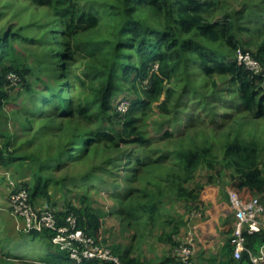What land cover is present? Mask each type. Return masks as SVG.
Wrapping results in <instances>:
<instances>
[{"label":"trees","instance_id":"16d2710c","mask_svg":"<svg viewBox=\"0 0 264 264\" xmlns=\"http://www.w3.org/2000/svg\"><path fill=\"white\" fill-rule=\"evenodd\" d=\"M22 1L43 10L46 19L31 21L24 25L37 29L41 34L40 37H30L20 28L14 30V26L10 24L5 25L0 31V111L9 100L8 89L15 75L20 80L24 99V107L18 114L27 121L30 117L41 119L49 115L51 122L55 121V118H63L68 123L74 119V123L77 125L80 123L79 130L77 126L71 128L73 135L61 150L37 161L38 167L33 171L28 183L12 185L11 193L26 189L30 203L33 198L46 200L49 197L48 188L56 182L49 175V169L66 168L79 159L87 157L91 148L109 150L110 157L92 167L83 177L62 178L57 180L56 185H62L64 181L81 182L96 178L102 182V185L109 187L116 184L117 180L108 182L102 175L128 181L133 180L137 168V170L145 169L152 164H160L159 162L166 157L164 153L167 149L160 151L163 155L153 157L150 146L158 139L163 141L172 138L173 133L166 128L161 135L145 136L137 127V111L149 108L153 101H157L164 94V99L159 104L162 111L168 112L172 107L174 112L172 119H178L183 124L188 118L194 122L196 118L187 109L185 99L189 94H200V91L190 83L189 79L185 80L189 75H193L194 69L192 71L189 69L195 66L200 76L211 79V87L214 89L209 96L210 99L214 98V104L221 100L214 76H229L230 83L234 85L237 102H232L234 105L226 102V109H232L234 114L245 112L252 118L264 116V92L258 85L264 81V40L254 52L239 46L241 44L235 33L238 14L247 10L264 11V0H254L256 5L253 4L252 7H247L251 0H245L240 11L237 10L233 14L226 13L219 18H211L209 10L216 3L213 0ZM3 14L0 12V17L3 18ZM148 18H153L152 22L148 21ZM236 29L242 30L240 26ZM256 32L257 37L264 36V31L256 29ZM57 36L63 38L62 44H55L54 38ZM24 38L29 39L28 43L36 44L40 48L50 43V47L46 50L48 56L38 58L37 63L31 66L19 42ZM206 42L219 43L229 51L236 52L237 49L249 51L260 63L261 72L255 73L246 69L238 64L236 57L227 61L225 59L227 52ZM59 49H65L66 58L71 61V66L63 70L62 75L63 78L67 76L70 80L68 92L60 91L64 87L62 77L60 78L53 66L54 56ZM79 59L85 60L83 72L80 74L72 67L73 62L76 66ZM29 74H32L30 80L27 77ZM175 76H180L185 81L177 95L174 88L165 89V83ZM124 85L137 96L132 98L131 94L124 91ZM87 87L90 92L84 99L78 100L72 94L73 90L80 88L86 90ZM140 91L144 96L138 94ZM117 97L126 102L125 110L116 108L117 104H114V100ZM42 101L44 104L40 105ZM203 103L207 104L205 100ZM41 112L43 115L39 116ZM215 125L218 130L224 126L220 123ZM215 148L216 143L213 140L204 138L201 141L191 139L188 146L182 145L173 149L176 170L167 173L165 182L168 183L167 189L174 193L178 201H183L185 205L188 203L187 207H193V210L200 212L201 199L206 197L211 199L216 196L214 178L219 177L220 174V170L216 169L218 163H223L224 167L230 169L226 177L227 186L242 201H248L255 196H264V175L259 163L258 145L254 140H247L239 135H235L232 139L228 137L220 145L221 157L216 155ZM0 149L2 166H7L15 159L24 158L15 153H8V142L3 149ZM134 149L140 152L131 161L136 167L130 165L131 163H125ZM28 158L36 161L32 155ZM122 165L123 169L118 175L116 170ZM127 165L130 170L126 169ZM200 166L211 170V174L207 177L208 185L190 187L189 183ZM135 191L136 189L131 187L117 185V189L111 193L118 194L124 201L118 203L115 210L120 223L124 226L132 225L141 222L140 220L147 216L149 222L153 224L160 219L159 200L144 190L143 195L147 196L146 203L126 205L125 201L131 198ZM76 201L78 205H71L65 210L54 213L56 225H65L67 217H73L75 228L82 230L95 244L102 245L106 240H100V232L107 213L94 207L86 193L78 194ZM191 212L188 214V219ZM177 221L178 219L175 220L170 213L167 214L163 218L160 235V239L167 241L178 235L176 246L184 243L187 236L186 233L184 236L178 234ZM172 222L174 224L171 226ZM232 227L233 224L228 221L223 224L222 229L226 233H231ZM24 234L42 237L45 240L48 245L46 252L48 258L39 260L43 264H107L106 261L98 259L81 261L72 259L66 249L51 243L55 231L47 227L41 231L25 229ZM22 242L23 240L17 241L14 245L21 246ZM262 242H264V231L245 234V244L253 251H256ZM107 247L118 258L120 264H186L174 252L164 253L158 261H153L133 256L131 243L129 245L113 243ZM8 256L10 255L7 254ZM11 257L21 256L16 253ZM220 262L251 264L246 253L241 263L232 258L229 238Z\"/></svg>","mask_w":264,"mask_h":264},{"label":"rangeland","instance_id":"374dc122","mask_svg":"<svg viewBox=\"0 0 264 264\" xmlns=\"http://www.w3.org/2000/svg\"><path fill=\"white\" fill-rule=\"evenodd\" d=\"M213 1L216 3L209 10L211 18H219L226 13L233 14L237 10L240 11V7L245 0ZM255 1L251 0L247 7H252L253 4L256 5ZM0 12L4 13L3 18L0 17V31L3 30L5 25L10 24L14 26V30H19L20 28L24 34L30 35V37H40L41 34L37 29L24 25H27L31 21H42L46 19L43 10L30 6L28 2L22 0H0ZM238 16L237 27L240 26L242 29L238 31L236 29L237 27L235 28L236 36L241 44L239 46L255 52L258 49L257 46L264 40V36L257 37L256 32V29L264 31V11L249 12L247 10V12L240 13ZM233 19L234 17L232 16ZM152 20L153 18H148V21L152 22ZM246 27L249 30L246 31ZM54 39L56 40L55 44H62L63 38L61 36L59 38L57 36ZM28 41L29 39L24 38V40H19L21 43L19 44L23 47L22 51H24L26 60L33 66L39 60L38 58L42 59L44 55L48 56L46 50L50 47V43H46L48 44L47 46L40 48L36 44L28 43ZM206 43L214 47H219L222 51L227 52L225 58L227 61L235 59V51H229L219 43ZM57 51L59 52L54 56L53 66L60 75V78L62 77L64 87L60 91L68 92L70 80L67 76L63 78L62 75L63 70H67L71 66V61L66 58L67 52L65 49H59ZM74 65L73 62V69L76 68L77 73L80 74L83 72L85 60L79 59L76 66ZM195 67L189 69L191 71L194 69V73L193 75H189L185 80L187 81L189 79L190 83L200 91V94H189L187 99H185L188 105L187 109L196 118L194 122H191L188 118V121L183 124L178 119H172L174 116L172 107L169 108L168 112L162 111L159 104L163 101L164 94L157 101H153L149 108L137 111V127L145 136L161 135L166 128L173 133L172 138L163 141H159L158 139L150 146L153 157L163 155L160 151L167 149L166 153H164L166 157L159 162L160 164H152L145 169L140 168L137 170V168L133 180L130 179L128 181L121 180L118 177L102 175L108 182L117 180L116 184L109 187L102 185V182L96 178L93 180H82L81 182L64 181L62 185H56L57 180H61L62 178L83 177L85 173L91 171L92 167L99 165L102 161H106L110 157L109 150L107 151L104 148H96L94 150V148H91L87 157L79 159L68 167L60 170L49 169V175L56 182H53L49 186V197L46 200L33 198V200L31 199V204L29 202L28 192L26 189H21L20 193H22V196L24 197V193L27 195V208L35 212L49 209L56 213L67 209L71 205H78L76 201L77 195L86 193L94 207L102 209L107 213L103 219V226L100 232V240H106L102 246L107 247L113 243H121L123 245H129L131 243L133 245V256H138L142 260L153 261H158L164 253H173L175 251V242L177 241L178 235L173 236L172 240L170 239L168 241L160 239L163 218L170 213V215L174 216L175 220L178 219L176 222L179 227L178 234L183 236L185 233L187 235L189 234V237L194 241V247L196 246L193 250L195 251L193 253L195 254L193 256L194 263H219L228 240V235L230 234L224 232L222 226L226 221L233 224L234 220L233 209L229 202V193L230 191H234L227 186L226 178L230 169L224 167L223 163L217 164L216 169L220 170V174L218 175L219 177L214 178V185L217 190L216 196L211 199L207 197L201 199L200 217L189 221L188 214L194 208L187 207L188 203L185 205L183 201H178L174 197V193L167 189L168 183L165 182L167 173L176 170L174 167L176 157L173 149H177L182 145L188 146L191 139L201 141L205 138L213 140L216 143L215 153L221 157L220 145L228 137L232 139L235 135H239L242 138L254 140L257 143L259 163L264 175V116L252 118L245 112L234 114L232 109H226V102H230L228 104L231 105H234L232 102H237L234 85L230 83L229 79L231 77L229 76H214V80L217 83L216 87L221 98V100L214 104V98L210 99L209 96L214 89L211 87V79L200 76ZM27 77L30 80L32 74H29ZM178 77L175 76L171 81L165 83V89L170 87L174 88L176 95L180 93L181 86L185 82L180 76ZM12 79L11 87L8 89L9 100L0 111V148L3 149L5 143L8 142L7 152L15 153L24 158L15 159L7 166L0 165V264H43L39 260L48 258L46 254L48 245L42 237H33L24 234L26 225L24 200L20 199L19 202H14L17 198L12 197V201V198H9V196L11 197L12 194L17 193L19 190L11 193V187L28 183L33 171L38 167L37 161L43 160L61 150L73 135L71 128L77 126V130H79L80 123L78 125L74 123L75 119L68 123L65 119H57L55 116L53 118L56 120L51 122L49 115L41 119L30 117L27 121L23 116L18 114L20 109L24 107V99L22 98L23 90L20 80L15 75H13ZM258 85L263 88L264 92V81ZM124 89L125 92L132 95V98L137 96L136 93L128 90V86L124 85ZM89 92V88L87 87L86 90L82 88L76 91L73 90L72 94L79 100L89 96ZM138 94L144 96L141 91ZM204 100L207 103L206 105L203 103ZM122 103L126 105V102L122 98H115L114 104H117V109H121L120 107L124 105H121ZM43 104L44 101L40 103V105ZM42 115L43 112L39 116ZM225 116L228 117L223 118ZM167 123L169 124L167 125ZM175 123L176 127H174ZM215 123H220L224 126L221 130H218L216 129ZM117 126L119 127V125ZM139 154V150L134 149V152L131 156H128L125 163H131L130 165L136 167L131 161ZM30 155L36 161L29 159L28 157ZM122 169L123 165L116 170V173L120 175ZM126 169L130 170L131 168L127 165ZM209 174H211L210 169L200 166L196 170L189 186L208 185L206 182ZM117 185H120V187L121 185H125L126 187L136 189L132 197L125 201L126 205L146 203L147 196L143 195L144 190L159 200L160 219L151 224L148 217L145 216L139 223L128 226L121 224L115 210L118 203H124V201L120 199L121 197L118 194H111L113 190L117 189ZM17 206L18 208H16ZM173 224L174 222L170 225L172 226ZM20 240H23L20 247H12L15 242ZM16 253H21V257H11ZM7 254L10 256L7 257Z\"/></svg>","mask_w":264,"mask_h":264},{"label":"built area","instance_id":"2783aa9c","mask_svg":"<svg viewBox=\"0 0 264 264\" xmlns=\"http://www.w3.org/2000/svg\"><path fill=\"white\" fill-rule=\"evenodd\" d=\"M236 57L238 64L243 65L246 69L255 73L261 72L260 63L249 51L237 49ZM126 107L124 104L120 107V110H124ZM20 190L12 194L10 198L16 197L17 200H14V202H19L20 199L24 200L25 229L41 231L44 227H47L55 231V235L51 238V243L54 246L66 249L69 256L74 260L98 259L106 261L107 264H120L118 258L110 252L108 247L95 244L82 230L75 228V219L73 217H67V224L57 226L54 211L45 209L35 212L28 209L27 195L24 193L23 197ZM229 196L234 215L233 227L229 235V247L232 258L241 263L246 253L251 264H264V242L259 245L256 251L248 248L245 244L246 233H260L264 231V196H255L248 201H242L232 191H230ZM200 215L201 212L193 210L190 213L189 221L200 217ZM194 248V241L188 234L184 243L176 246L174 253L180 256L186 264H195L193 261Z\"/></svg>","mask_w":264,"mask_h":264},{"label":"crops","instance_id":"0c3cea01","mask_svg":"<svg viewBox=\"0 0 264 264\" xmlns=\"http://www.w3.org/2000/svg\"><path fill=\"white\" fill-rule=\"evenodd\" d=\"M229 202H230V200H229ZM226 222H228V221H226ZM226 222H225V223H226ZM229 235H230V234H229ZM229 235H228V238H229ZM12 247H17V246H15V245L13 244ZM19 247H20V246H19ZM195 248H196V246H195ZM195 248H194V249H195ZM194 252H195V251H194ZM17 254L21 255V253H17ZM194 255H195V254H194ZM194 255H193V256H194ZM217 264H221V262H219V263H217Z\"/></svg>","mask_w":264,"mask_h":264}]
</instances>
